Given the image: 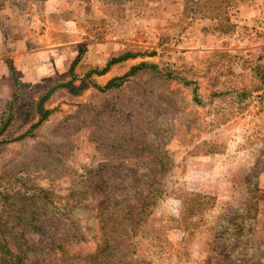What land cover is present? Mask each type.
Returning a JSON list of instances; mask_svg holds the SVG:
<instances>
[{
    "label": "rangeland",
    "instance_id": "1",
    "mask_svg": "<svg viewBox=\"0 0 264 264\" xmlns=\"http://www.w3.org/2000/svg\"><path fill=\"white\" fill-rule=\"evenodd\" d=\"M45 1L9 0L15 16ZM83 3L80 32L52 45L82 43L77 87L127 50L139 56L92 80L143 60L158 68L117 88H58L35 127L39 99L72 78L81 51L50 71L43 60L28 74L13 57L16 71L0 72V124L12 115L0 135V216L7 196L33 208L29 263L264 264V0Z\"/></svg>",
    "mask_w": 264,
    "mask_h": 264
},
{
    "label": "crops",
    "instance_id": "2",
    "mask_svg": "<svg viewBox=\"0 0 264 264\" xmlns=\"http://www.w3.org/2000/svg\"><path fill=\"white\" fill-rule=\"evenodd\" d=\"M83 1L47 0L40 8L38 5L28 11L17 8L15 16L13 11L16 8L10 5L9 0H0V72L2 76H9L12 66L16 71L14 62H11L13 57L18 62L17 68L28 74H35L42 70L43 60L49 62L46 63V69L50 71L51 65L54 66V62L58 61L59 54L63 53L64 57V53L69 48L81 51L83 48L80 42H73L64 48L52 45L56 35L74 36L75 33L80 32L81 20L87 13L86 6H88ZM101 16L105 18L106 15L103 13ZM11 23L17 24L16 27ZM74 55L71 56V61Z\"/></svg>",
    "mask_w": 264,
    "mask_h": 264
},
{
    "label": "trees",
    "instance_id": "3",
    "mask_svg": "<svg viewBox=\"0 0 264 264\" xmlns=\"http://www.w3.org/2000/svg\"><path fill=\"white\" fill-rule=\"evenodd\" d=\"M85 53V49H82L78 58L75 60L72 68H71V75L72 78L67 81H60L56 83L54 86L50 87L46 93L39 99L37 103L38 112L40 113V119L37 123H35V126H38L43 120L47 118V116L51 113L50 109L44 108V103L51 97V95L58 89V88H68L72 93H79L82 89L89 87L92 84L102 90H107L111 88H117L120 85L123 84L124 80L136 74L137 72L144 70V69H150V70H156L158 68L157 63L150 62V61H140L138 63L133 64L123 75L116 76L111 79H109L104 85H100L99 83L92 80V76L94 74L96 75H104L106 74L112 66L125 62L127 60L134 59L139 56V53L127 50L123 51L118 55L112 56L104 67H94L89 69L86 74L81 77V81L83 82L80 87H77L75 85V80L77 79V75L74 73V67L81 59L82 55ZM13 71H15L14 66H12ZM16 85L20 84L19 80L15 78ZM17 85V86H18ZM11 117L12 115H9V117L5 118L4 121H1L0 124V135H3L5 131L7 130V127L11 123ZM26 132L23 135H25ZM7 139H1L0 142H6ZM49 156L52 158V153L49 152ZM52 160L55 162L56 159L52 158ZM140 175V174H139ZM143 176H146L147 174H141ZM149 185V184H148ZM146 194L141 196V203L140 208L136 207L137 215H139L141 212H145L147 207L150 205V202L148 200H145L146 197L149 195L147 193H150L149 190H145ZM144 193V192H143ZM138 194V193H137ZM142 194V193H140ZM155 197V193H151ZM9 195V194H6ZM146 195V196H145ZM140 196V195H139ZM12 198V197H10ZM9 198V199H10ZM6 201V204L8 203L6 207V210H8V215L5 217L0 216V264H30V253L36 251V246L31 244L30 240V234L33 233L37 229V226L35 224L36 217L34 215L33 208L28 206V204L16 207L15 203H11L8 199V196ZM36 199V195L27 196V201L33 202ZM116 201V200H115ZM114 201V202H115ZM37 201H35L34 204H36ZM104 203V202H102ZM17 204V203H16ZM133 206V205H132ZM131 207V206H130ZM133 207H131V211L133 214ZM5 210V211H6ZM136 215V217H137ZM7 218V219H6ZM10 222V223H9ZM134 234L135 231H132ZM106 239H105V246L106 248H109L113 242V238L107 236L106 232ZM133 235V234H132ZM130 235H127V238H129ZM60 248L63 250L64 245H61ZM104 247V250H106ZM40 264V263H37Z\"/></svg>",
    "mask_w": 264,
    "mask_h": 264
}]
</instances>
